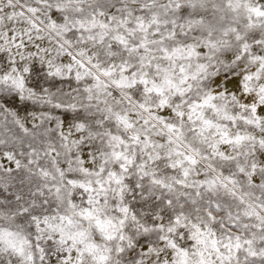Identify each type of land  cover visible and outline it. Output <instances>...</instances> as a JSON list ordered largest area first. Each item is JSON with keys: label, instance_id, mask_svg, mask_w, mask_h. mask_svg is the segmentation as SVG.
Returning a JSON list of instances; mask_svg holds the SVG:
<instances>
[{"label": "snow or ice", "instance_id": "6c2138e0", "mask_svg": "<svg viewBox=\"0 0 264 264\" xmlns=\"http://www.w3.org/2000/svg\"><path fill=\"white\" fill-rule=\"evenodd\" d=\"M0 264H264V0H0Z\"/></svg>", "mask_w": 264, "mask_h": 264}]
</instances>
